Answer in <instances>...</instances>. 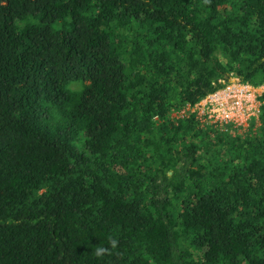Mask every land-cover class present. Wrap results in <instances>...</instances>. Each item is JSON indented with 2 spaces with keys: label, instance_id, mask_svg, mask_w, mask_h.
Masks as SVG:
<instances>
[{
  "label": "trees",
  "instance_id": "16d2710c",
  "mask_svg": "<svg viewBox=\"0 0 264 264\" xmlns=\"http://www.w3.org/2000/svg\"><path fill=\"white\" fill-rule=\"evenodd\" d=\"M231 76L264 0H0V264H264V105L172 117Z\"/></svg>",
  "mask_w": 264,
  "mask_h": 264
},
{
  "label": "built area",
  "instance_id": "2783aa9c",
  "mask_svg": "<svg viewBox=\"0 0 264 264\" xmlns=\"http://www.w3.org/2000/svg\"><path fill=\"white\" fill-rule=\"evenodd\" d=\"M264 86L241 83L231 76L223 88L203 98L198 104L173 114V118L195 115L203 126H213L229 135L247 132L251 126H260L264 105Z\"/></svg>",
  "mask_w": 264,
  "mask_h": 264
},
{
  "label": "clouds",
  "instance_id": "9594fccd",
  "mask_svg": "<svg viewBox=\"0 0 264 264\" xmlns=\"http://www.w3.org/2000/svg\"><path fill=\"white\" fill-rule=\"evenodd\" d=\"M104 251H105V249H103V248L97 249V252H96L97 256L102 255Z\"/></svg>",
  "mask_w": 264,
  "mask_h": 264
}]
</instances>
